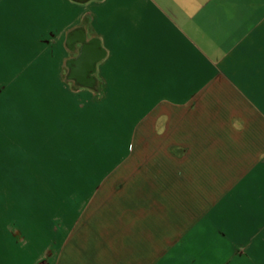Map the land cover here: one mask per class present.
I'll return each instance as SVG.
<instances>
[{
  "label": "crops",
  "instance_id": "obj_1",
  "mask_svg": "<svg viewBox=\"0 0 264 264\" xmlns=\"http://www.w3.org/2000/svg\"><path fill=\"white\" fill-rule=\"evenodd\" d=\"M0 264H264V0H0Z\"/></svg>",
  "mask_w": 264,
  "mask_h": 264
},
{
  "label": "rangeland",
  "instance_id": "obj_2",
  "mask_svg": "<svg viewBox=\"0 0 264 264\" xmlns=\"http://www.w3.org/2000/svg\"><path fill=\"white\" fill-rule=\"evenodd\" d=\"M52 178L48 177H25V184H38L41 187L47 186ZM57 184L63 183L64 179H67V183L71 184L73 192L71 193L73 197V211L72 216L79 215L80 209L84 210L87 206V216H95L96 206L100 204L101 201L110 200L111 192L110 190L100 191L98 186H95L93 182H90V178H80V177H55ZM94 186H93V185ZM105 188V186H104ZM80 191V192H79ZM41 196H46L51 198L57 196V193L44 192L40 194ZM62 195V194H61ZM76 202H81L80 206L75 205ZM78 206V207H77Z\"/></svg>",
  "mask_w": 264,
  "mask_h": 264
}]
</instances>
